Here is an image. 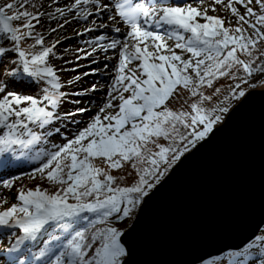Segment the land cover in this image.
<instances>
[{
	"label": "snow or ice",
	"instance_id": "1",
	"mask_svg": "<svg viewBox=\"0 0 264 264\" xmlns=\"http://www.w3.org/2000/svg\"><path fill=\"white\" fill-rule=\"evenodd\" d=\"M194 2L197 6L188 0H72L61 7L60 0H52L55 7L49 12L51 5L43 0H0V41L11 42L23 72L43 85L39 96L18 95L0 82V152L36 144L41 136L30 124L43 129L76 115L58 109L69 95L61 89L81 76L61 83L49 64L50 57L62 59L56 52L61 40L45 46L46 35L38 26L55 22L56 27L49 24L47 29L52 35L76 20L85 25L77 36L95 33L84 48L76 49V60L98 53L105 61L116 59L105 104L72 139L36 156L47 157L35 173L54 190L37 186L20 191L21 206L0 212V225L12 220L24 233L12 248L19 255L11 257L10 264H33L40 258V264H126L122 233L109 226L110 221L131 218L181 157L213 132L229 112L226 103L245 97L242 85L264 83V0H210L208 6L205 0ZM220 9L231 19L209 15ZM165 26L170 30L158 31ZM28 40L33 41L30 48L39 49L24 50L21 44ZM109 50H115L112 56ZM7 51L0 43V54ZM240 71L245 75L239 76ZM225 77L239 83L218 99L222 89L216 84ZM213 100L216 106L205 107ZM85 213L95 214V219ZM23 240H39L43 247L20 251ZM256 240L264 242V237ZM235 257L243 259L230 264H246L244 252Z\"/></svg>",
	"mask_w": 264,
	"mask_h": 264
},
{
	"label": "water",
	"instance_id": "2",
	"mask_svg": "<svg viewBox=\"0 0 264 264\" xmlns=\"http://www.w3.org/2000/svg\"><path fill=\"white\" fill-rule=\"evenodd\" d=\"M210 134L141 205L121 236L126 264H198L264 227V89L249 91Z\"/></svg>",
	"mask_w": 264,
	"mask_h": 264
},
{
	"label": "rangeland",
	"instance_id": "3",
	"mask_svg": "<svg viewBox=\"0 0 264 264\" xmlns=\"http://www.w3.org/2000/svg\"><path fill=\"white\" fill-rule=\"evenodd\" d=\"M43 2L45 3V5L52 4V0H43ZM65 2L70 4L72 2V0H60V6L63 7ZM135 2H147V0H135ZM172 2H173V0H169L170 4ZM177 2L178 3H184L185 0H177ZM188 2H191L193 4V6H197V4L194 2V0H188ZM209 3H210V0H205V6H208ZM86 7H90V6H86ZM217 14H219L221 16H228V18L231 19L230 15L223 12L222 9H220L218 13L209 12V15H217ZM69 18L71 19V14H69ZM14 24H16V22H14ZM48 24H50V26H52V27L57 26L55 22H51ZM84 26L85 25L83 23H79L76 20H72V22L70 24L66 25L58 33L52 34L51 37H49L50 35H47V32L43 29V27H39V26L37 27V31L44 33L46 35L45 46H48V44L55 42V40H57V39L61 40V43L57 45L56 52H57L58 56L62 57V59L53 60L51 57L49 59V64L54 66V70H57V75L60 77L61 83L64 84L67 80H71L77 75L81 76V79L79 81H77L74 85L65 86L61 89V91L67 92L69 95L71 94V91H73V93H78V92L84 93L83 95H73V96L71 95V96H69V97H73V101L75 103H78V104H75V105L73 104V106H72V105L65 103V100H64V102L60 106V108L62 107V110H65L64 111L65 113H76V115L71 116L70 117L71 121H69V122L66 121V123H65L67 125L66 128H64L63 131L59 132L58 135H56L55 137H53L51 139V142L53 143L54 146H55V143L58 144V146L56 148H54L52 150V152L56 151L59 146H62L68 140L72 139L74 134L77 133V131L80 128H82L85 123H87L89 121L90 116L96 114L99 107L103 106L105 104V101L107 99L106 94L109 91V85L112 82V78L116 75L115 71L113 70V65L116 63L115 58L108 60V61H105L103 58L104 54L98 53V54H94V56L89 58V59H84V60H76L75 59L76 54H77L76 49L77 48H84L85 47L84 41L95 35V33H89V34H86L84 36H77L78 32H83ZM87 26L91 27L90 24ZM125 28H126V26H125ZM168 30H170V28L168 26H166V28L163 31L162 30H158V31H160L163 34L164 32H166ZM110 35L119 36L120 34L111 33ZM47 38H48V40H47ZM121 39H122V37H121ZM1 42H3V41H1ZM32 43H33L32 40H28L26 43H22L21 47L26 51H33V52L37 51L40 46H36V48H30L29 45ZM104 43H107V42L105 41ZM173 43H174L173 41H169L170 45H172ZM4 44H5V47L7 48L8 47L7 43H4ZM9 47H10V49H12L11 46H9ZM113 51H115V50H109L107 55L112 56ZM177 52H179V50H177ZM0 55H2V54H0ZM187 55H189V54L185 53V56H187ZM16 58L17 57H11V58H9L10 60H7L4 58L5 61L0 63V65H2L3 69H4V74L2 76H0V82L3 83L4 87L9 92H13V93L18 94V95L39 96L40 95V89H39L40 85L36 88H32L33 86L31 87V84H28L27 82H25L23 77L21 79H14V77H17V75L24 73L22 70V64L19 61H17ZM67 59L69 61H71V63L69 65H66V63H65V61H67ZM90 59H96L98 61V63L91 64ZM14 63H15V69L12 70ZM105 63L108 64L107 68L104 67ZM134 63H138V62H134ZM68 66L72 67L75 70L69 71V69H67ZM60 69H63V71H60ZM85 72L89 73V75L84 76L83 73H85ZM7 74H8V76H7ZM24 74L28 75L27 73H24ZM93 85L96 86L95 91L91 90ZM242 87H243V90L245 91V93L247 94L249 91H251L253 89H264V83L256 82L255 87H248V86H243V85H242ZM228 90H230V88ZM224 93H226V92H224ZM125 95H127V94H125ZM223 95H225V94H223ZM243 98H240L239 100H230L229 102H227L226 106L229 107V112L233 109L234 106H236L238 103H240L243 100ZM80 108L88 109V111L77 112V109H80ZM109 111H111V110H109ZM229 112L223 114L222 121L220 123H218L216 126L224 123ZM225 115H226V117H225ZM13 119H15V118H13ZM64 135H66V136H64ZM201 142L202 141L198 142L197 146ZM193 149H191L190 151H192ZM189 152H187L185 154H188ZM4 153L5 154L3 155V157H0L1 160H5L4 158L7 157V155H13L14 154V153L9 152V151L4 152ZM9 153H11V154H9ZM181 159H182V157H181ZM15 161H16L15 158H12L9 160V162H11V163L15 162ZM1 164H0V166H1ZM40 166L41 165H39V167ZM113 174L117 175L116 172H113ZM165 177L160 181V183L165 179ZM8 180H9V177H5V176L0 174V203L2 204L0 206V212L2 211V209H4V211H5V210H7V208H10L13 205H17V206L20 205V203L18 202L17 196L12 195L13 191L11 190V192H10L9 190L6 189V186H5L6 183L10 182L12 179H10L9 181ZM121 183L124 184V183H127V181H121ZM7 200H9L11 202V203H9V205L6 203ZM140 208H141V206L132 214L131 218H128V219H126L124 221H120V222L110 221L109 226L118 227V229L121 231V233L123 235L124 232L129 230L130 227L132 226V224L134 223V221H135V219L139 213ZM3 226H5V225H0V231L1 232H4L7 230V228L1 229V227H3ZM16 229L20 230L19 227H17V226H16ZM20 231L22 232V230H20ZM260 235H259L260 237H264V229L261 231ZM2 236H5V234H2ZM23 237H24V233H22V235L20 236V239ZM24 241L27 242L29 240H23V242L19 246V249H20L21 245H23ZM249 245H251V247H248ZM256 246H259V247H257L256 250H254L253 247H256ZM8 247H10L8 252H13L11 249V245ZM38 251H39V249L36 250V252H38ZM241 251L244 252L245 255H247V257H248L246 264H264V242H260V241H257L256 239H254V240H252V242L248 243L245 246V248L241 249ZM17 253L18 252H13V254H17ZM0 258H2V257H0ZM126 258H127V256L124 259L126 260ZM41 259L42 258H40V260ZM234 259H236V257L231 256V254L225 255V256L221 255L219 257L217 256L215 259H212L209 261L205 260L199 264H230V261H232ZM239 259H243V257H240ZM2 264H5V263H2Z\"/></svg>",
	"mask_w": 264,
	"mask_h": 264
},
{
	"label": "trees",
	"instance_id": "4",
	"mask_svg": "<svg viewBox=\"0 0 264 264\" xmlns=\"http://www.w3.org/2000/svg\"><path fill=\"white\" fill-rule=\"evenodd\" d=\"M51 6H49L46 10L51 12V11H54V5L50 4ZM44 9H42L43 11ZM48 23H51V22H45V25L43 27V29L47 32V29L49 27V24ZM47 26V27H46ZM52 27V26H51ZM58 33V32H57ZM55 36V35H54ZM51 37V35L49 36ZM48 40V38H47ZM0 43H7V46H11V42L10 41H3ZM7 47V48H8ZM7 54V55H6ZM11 57H17V61H18V53L12 51V49H10V47L8 48V51L7 53H4L3 55H0V63L1 62H4V58L7 59V60H10L9 58ZM241 59H246V57L243 56V54H241ZM67 61H69L67 59ZM70 63H66V65H69ZM72 67H67V69H69V71H73V68L71 69ZM21 69V68H20ZM19 69V70H20ZM234 72H236V70L234 69L233 70ZM239 76H244L245 74L240 71L238 73ZM6 76V75H5ZM8 76V74H7ZM6 76V77H7ZM23 77V79L25 80V82H27L28 84H31V87L32 88H36L40 85V88L43 86L42 83L40 81H38L36 78H33V77H30L29 75H25L24 73H21L20 75H17V77H14V79H21ZM235 83H239V80H233L229 77H225V78H221V80L216 84L217 87H220L222 89V93H221V96L218 98V99H223V94H226L224 92H226L229 88H230V85H234ZM39 88V89H40ZM31 89V88H30ZM206 93L210 94L211 93V90L210 89H205ZM217 104V100H213L212 104L211 105H208L206 104L205 107H212V106H216ZM227 105V103H226ZM225 105V106H226ZM226 117V115H225ZM225 119V118H224ZM34 130H36L38 132V134L41 136V142L38 144L37 148H42L43 147V143L44 144H47L48 145V141H47V138L48 136L54 134L53 130H51L48 125L45 126V128L43 129H40V128H37L35 125H34ZM172 172V169L169 170V172L167 173V176ZM34 174L32 175H26V176H21L19 175L17 178H15L10 184L7 185V190H9L11 192V190L13 191L12 192V195L14 196H17L18 192L20 191H27V190H34L37 186H39L42 190L43 189H47L49 192L53 191L54 190V186L50 184V182L46 181V180H42L41 178H39V174H36L35 173V179H33ZM18 202L20 203V205L18 206H21V203L19 200ZM6 203L9 205V203H11L9 200L6 201ZM2 205V204H1ZM115 222V221H114ZM17 234V232H12L11 236L12 237H15ZM262 235V234H261ZM260 235V236H261ZM39 242L36 241L34 244H37ZM3 245V241H1L0 239V246ZM33 244H30L29 247H31ZM235 253L236 252H230L229 254H231V256H235ZM237 258V257H236ZM240 258V257H239ZM237 258V259H239Z\"/></svg>",
	"mask_w": 264,
	"mask_h": 264
},
{
	"label": "bare ground",
	"instance_id": "5",
	"mask_svg": "<svg viewBox=\"0 0 264 264\" xmlns=\"http://www.w3.org/2000/svg\"><path fill=\"white\" fill-rule=\"evenodd\" d=\"M26 165L24 164V167H25Z\"/></svg>",
	"mask_w": 264,
	"mask_h": 264
}]
</instances>
